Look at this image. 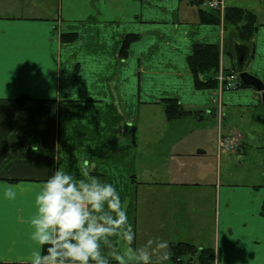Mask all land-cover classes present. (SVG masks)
Segmentation results:
<instances>
[{
  "label": "crops",
  "instance_id": "1",
  "mask_svg": "<svg viewBox=\"0 0 264 264\" xmlns=\"http://www.w3.org/2000/svg\"><path fill=\"white\" fill-rule=\"evenodd\" d=\"M218 1L223 10L252 12L257 24L259 0L251 8ZM190 2L0 0V264H25L36 248L35 196L57 169L77 178L87 169L112 184L127 205L134 246L158 237L168 254L171 243L188 242L213 248L216 264H264L263 185L222 184L218 169L213 182L202 163L212 142L211 164L227 162L217 141L233 129L223 131L222 119L263 107L261 95L194 88L187 64L194 44H218L226 70L235 68L234 43H243L226 39L223 11L219 25L200 24ZM70 34L74 41H62ZM128 35L138 38L120 60ZM252 41L245 70L264 84V23ZM167 98L199 117L167 121ZM187 118L217 129L191 140V126H181ZM8 186L15 200L4 197Z\"/></svg>",
  "mask_w": 264,
  "mask_h": 264
},
{
  "label": "clouds",
  "instance_id": "2",
  "mask_svg": "<svg viewBox=\"0 0 264 264\" xmlns=\"http://www.w3.org/2000/svg\"><path fill=\"white\" fill-rule=\"evenodd\" d=\"M4 197L16 199L14 186ZM29 223L36 248L25 264H163L169 259L161 238L134 246L136 233L120 193L87 169L81 178L54 171L35 196Z\"/></svg>",
  "mask_w": 264,
  "mask_h": 264
},
{
  "label": "trees",
  "instance_id": "3",
  "mask_svg": "<svg viewBox=\"0 0 264 264\" xmlns=\"http://www.w3.org/2000/svg\"><path fill=\"white\" fill-rule=\"evenodd\" d=\"M190 3L195 4L198 8V23L205 25H219L221 23L219 9L208 11L209 9L201 7L204 3L201 0H191ZM222 22L226 26L234 27L238 40L248 46L252 54L254 49L252 39L257 29L256 16L252 12L239 7H227L223 10ZM61 38L64 42H71L76 39V35H62ZM137 38L135 35H128L123 39L118 52L120 60L127 58L129 46ZM230 50H228V55L231 54ZM221 51L218 44L196 43L192 46V53L187 58V64L196 90H214L218 88L219 71L228 76L231 71H236L234 67L226 70L221 69ZM225 53L227 54L226 51ZM245 88L248 87L238 80L235 90ZM17 101L22 102L23 99L20 98ZM161 102L167 121H177L188 116L197 118L200 115V111L185 109L177 99L167 98ZM262 188L263 195L259 214L264 217V186ZM217 257L218 255L213 248H198L188 242H176L169 245V259L165 264H213Z\"/></svg>",
  "mask_w": 264,
  "mask_h": 264
},
{
  "label": "rangeland",
  "instance_id": "4",
  "mask_svg": "<svg viewBox=\"0 0 264 264\" xmlns=\"http://www.w3.org/2000/svg\"><path fill=\"white\" fill-rule=\"evenodd\" d=\"M209 1L210 0L207 2ZM259 1L261 2V5L259 6L260 14L257 19V24H262L264 23V0ZM242 3L250 8L257 7V0H246V2ZM192 6L193 10H196L195 4H192ZM201 7L209 9L206 4L205 6L203 4ZM234 36L237 37L236 30L234 27L228 25L226 39H231ZM220 72L221 71H219V73ZM246 111H242V115L240 110H237L236 115L228 114L229 120L226 117L222 119L223 131H228L229 127L233 129L232 134L225 135V137H229L232 140V147L230 151L225 152L224 150H218L219 155L228 153V160L226 163L220 162L218 167H216V163L214 161L212 165V160L209 159V155L216 156V147L214 142L210 143V146L207 148V153L209 155H207L202 163L207 166L204 169L206 170L207 175L209 177L211 176L213 182L216 178V169H218L222 184L224 181H231L232 183L237 184L251 183L264 186V107H260L254 112H249L247 109ZM210 122H208V125L206 122H200L199 119L194 121L191 118H187L183 121V123H181V126L182 124L190 125L192 135L191 137H188L190 134L188 132L186 133V136L191 140L199 141L198 138L200 137L202 131L205 130L207 132L204 133V139H207L209 132L217 129L215 126H210ZM212 124L214 125L215 122ZM220 137H224V135H220ZM196 153L197 150L194 152V162H199L201 159L197 157ZM213 264H216V260Z\"/></svg>",
  "mask_w": 264,
  "mask_h": 264
},
{
  "label": "water",
  "instance_id": "5",
  "mask_svg": "<svg viewBox=\"0 0 264 264\" xmlns=\"http://www.w3.org/2000/svg\"><path fill=\"white\" fill-rule=\"evenodd\" d=\"M235 57V70L238 74L239 81L246 85L248 88H252L254 91L261 95V104L264 107V84L256 76L248 73L245 70V63L250 57V49L248 46L235 42L234 43Z\"/></svg>",
  "mask_w": 264,
  "mask_h": 264
},
{
  "label": "built area",
  "instance_id": "6",
  "mask_svg": "<svg viewBox=\"0 0 264 264\" xmlns=\"http://www.w3.org/2000/svg\"><path fill=\"white\" fill-rule=\"evenodd\" d=\"M211 10L219 9L220 15L223 11V8L218 0H210L206 3ZM223 14V13H222ZM238 82V74L236 71H231V74L225 75L222 72L218 75V88L221 91H231L236 89V84ZM217 148L219 151L224 150L225 152H229L232 147V140L229 137H219L217 141Z\"/></svg>",
  "mask_w": 264,
  "mask_h": 264
}]
</instances>
